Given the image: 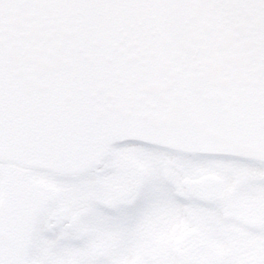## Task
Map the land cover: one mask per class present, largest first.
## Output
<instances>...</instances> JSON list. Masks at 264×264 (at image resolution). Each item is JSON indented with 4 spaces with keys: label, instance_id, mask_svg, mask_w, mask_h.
<instances>
[{
    "label": "water",
    "instance_id": "1",
    "mask_svg": "<svg viewBox=\"0 0 264 264\" xmlns=\"http://www.w3.org/2000/svg\"><path fill=\"white\" fill-rule=\"evenodd\" d=\"M127 144L264 163V0H0V164L79 175ZM2 189L0 264H28L46 190Z\"/></svg>",
    "mask_w": 264,
    "mask_h": 264
},
{
    "label": "flooded vegetation",
    "instance_id": "2",
    "mask_svg": "<svg viewBox=\"0 0 264 264\" xmlns=\"http://www.w3.org/2000/svg\"><path fill=\"white\" fill-rule=\"evenodd\" d=\"M129 148L157 156L116 154ZM4 177L46 190L28 264H264V163L127 144L88 173Z\"/></svg>",
    "mask_w": 264,
    "mask_h": 264
},
{
    "label": "rangeland",
    "instance_id": "3",
    "mask_svg": "<svg viewBox=\"0 0 264 264\" xmlns=\"http://www.w3.org/2000/svg\"><path fill=\"white\" fill-rule=\"evenodd\" d=\"M131 150H138L139 151V154L136 157H155V156H157L155 153H151V152H148L147 150H142L139 148H129L127 150L116 152V154L119 155L120 157H135V154L133 152L132 153L130 152ZM86 173H88V172H86ZM46 177L47 176H45V178ZM1 188H2V186H1V180H0V194H1V191L3 190ZM156 200H157V198H153L152 195L150 196V203L148 205L149 210L153 209L156 206Z\"/></svg>",
    "mask_w": 264,
    "mask_h": 264
}]
</instances>
